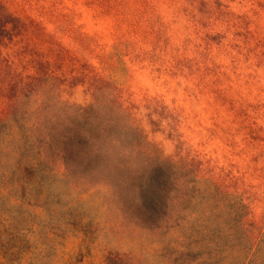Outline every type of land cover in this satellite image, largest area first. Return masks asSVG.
Wrapping results in <instances>:
<instances>
[{"label":"rangeland","instance_id":"obj_1","mask_svg":"<svg viewBox=\"0 0 264 264\" xmlns=\"http://www.w3.org/2000/svg\"><path fill=\"white\" fill-rule=\"evenodd\" d=\"M0 264H264V0H0Z\"/></svg>","mask_w":264,"mask_h":264}]
</instances>
